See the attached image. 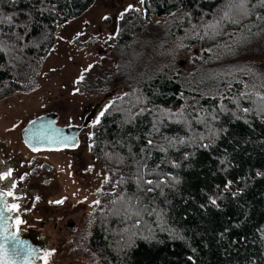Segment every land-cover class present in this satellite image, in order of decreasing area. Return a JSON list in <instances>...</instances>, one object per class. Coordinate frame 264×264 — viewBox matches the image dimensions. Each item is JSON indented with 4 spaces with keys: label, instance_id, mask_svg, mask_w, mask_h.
Here are the masks:
<instances>
[{
    "label": "trees",
    "instance_id": "obj_1",
    "mask_svg": "<svg viewBox=\"0 0 264 264\" xmlns=\"http://www.w3.org/2000/svg\"><path fill=\"white\" fill-rule=\"evenodd\" d=\"M91 2L0 0V98L33 85L58 25ZM226 2L145 0L141 12L119 19L114 72L93 62V77L78 84L122 89L106 98L101 111L112 107L100 123H90V151L109 182L96 189L100 205L70 240L72 250L93 256L90 264H264V93L241 71L201 69L223 53L218 45L255 29L264 8L251 0L241 24L203 36L202 25ZM140 164L145 180L164 185L139 189ZM121 195L135 205L129 215L126 204H110Z\"/></svg>",
    "mask_w": 264,
    "mask_h": 264
},
{
    "label": "rangeland",
    "instance_id": "obj_2",
    "mask_svg": "<svg viewBox=\"0 0 264 264\" xmlns=\"http://www.w3.org/2000/svg\"><path fill=\"white\" fill-rule=\"evenodd\" d=\"M129 5L142 11L140 0H92L82 12L60 23L33 85L0 98V161L5 168L8 166L13 170L12 177L17 185L13 192L20 202L23 225L41 228L54 241L48 250L52 253L47 258L48 264H90L93 260L91 255L72 250L70 240L87 218L105 171L89 150L91 122L79 132L81 138L76 147L37 151L30 150L22 142L19 129L36 114L52 110L57 112L58 124L80 122L85 109L98 101L103 92L79 88L75 81L82 72L84 76L93 77V69L84 70L101 60L106 63L108 72H114L116 59L110 44L117 32L120 14ZM105 16L107 20L103 19ZM262 26L264 21H260L251 32L229 41L232 43L243 38L233 45L230 54L208 58L201 68L202 73L207 71L213 75L221 67L229 72L241 71L255 85L252 90L264 93ZM182 66L188 69V61ZM77 88L79 92L75 91ZM115 88L117 91L113 95L122 91L120 86ZM21 176H24L23 180ZM9 187L12 188V182ZM22 187L27 190H21ZM61 199L64 200L62 204L54 203ZM71 221L72 224L68 225Z\"/></svg>",
    "mask_w": 264,
    "mask_h": 264
},
{
    "label": "snow or ice",
    "instance_id": "obj_3",
    "mask_svg": "<svg viewBox=\"0 0 264 264\" xmlns=\"http://www.w3.org/2000/svg\"><path fill=\"white\" fill-rule=\"evenodd\" d=\"M140 3L143 5L145 0H140ZM251 0H227L226 4L223 5L217 11V15L214 17L213 21H209L206 24L202 25L205 29L203 36L208 37L209 39H215L217 36L224 35V25L232 24L237 25L241 24L244 19H246L249 15H251V7H250ZM257 5L261 8H264V0H257ZM129 11H139V9L134 8V6L129 5L124 12H122L121 18L129 12ZM103 19L107 20L108 17H103ZM257 19L264 21V15L257 17ZM197 26L193 25L195 29ZM264 27V26H262ZM248 31L251 32V28H248ZM79 35V34H78ZM200 36V33H197ZM234 35V34H229ZM203 36L201 38H203ZM243 38H237L233 40L232 43L225 42L223 45H218L217 47L223 50V54H230L233 51V45L241 42ZM3 42L0 41V44ZM206 51L212 52V49H207ZM221 53H217L219 55ZM92 65H89L87 69L84 71L90 70ZM84 79V73L82 72L80 77L75 81V83L79 84ZM79 92L77 88L75 90ZM244 95V93H241ZM261 103H264V97L261 98ZM112 107L111 105H106L105 110L101 111L99 115L92 121V126L95 127L100 123V117L105 116L108 109ZM144 109H141L143 112ZM249 109L245 108L244 112H248ZM264 111V109H262ZM33 125V129L30 132L29 139L30 141L34 142V144H47V145H57L59 147H76L77 141L74 136L65 135L63 132L55 128L52 122H48L46 124H39L37 125L36 121L31 122ZM87 126V125H85ZM155 128V125H154ZM25 133L29 134V130L25 129ZM91 138V136H90ZM167 139V138H166ZM171 143V141H169ZM151 145V141L148 142ZM179 143H183V141H179ZM93 146L89 145V150H91ZM159 147V146H155ZM204 147H209V145H204ZM38 149L35 146H32V151H37ZM146 168V165L140 164L137 169V187L142 189L143 192L150 193L154 190V188H160L164 185L165 181L162 180H152L144 179V173L140 171V168ZM13 170L8 169L7 171L0 172V182L12 177ZM21 180L24 179V176L20 177ZM109 182V177L105 176L103 183L107 184ZM123 178L116 181V185L118 186L122 184ZM147 185V187H145ZM16 181H12V189L16 188ZM2 187V185H0ZM227 187V185H226ZM100 192V189H97V193ZM105 195H111L109 193H105ZM8 197H12L15 201L18 199L14 195L12 190L2 191L0 190V264H31L32 259L37 256L39 249L31 245L27 240H24L20 236V226L25 223L19 215L13 218L11 215H6V213H13L19 211V204L18 203H8ZM39 199V197H37ZM133 200H139L138 196H133ZM64 202L63 199L55 201L56 204H62ZM101 201L95 200L93 201L94 206L100 205ZM126 204L127 206L122 209L125 215H129V209L135 207L131 203L130 200L126 196H119L117 200L110 201V204ZM213 205L217 203L215 199L211 201ZM149 209H145L148 211ZM113 214H116V211L113 210ZM140 210L138 209L133 215L139 216ZM131 218V215L130 217ZM11 221V223H9ZM52 253L49 251H45L43 253L42 259L44 260V264H47V258Z\"/></svg>",
    "mask_w": 264,
    "mask_h": 264
},
{
    "label": "water",
    "instance_id": "obj_4",
    "mask_svg": "<svg viewBox=\"0 0 264 264\" xmlns=\"http://www.w3.org/2000/svg\"><path fill=\"white\" fill-rule=\"evenodd\" d=\"M116 91L117 90L114 87L110 91L103 93L101 98L93 104L92 110L86 115H84L83 119L77 124L75 123L58 124L56 122L57 112L53 110L36 114L35 116L31 117L26 122H24L22 126L20 127L19 132H20L21 140L31 150H32V146H35L37 149L39 148H60L57 145L34 144V142L30 141L29 135H30L31 130L33 129V125L31 122L36 121L37 125L52 122L53 126L55 128L60 129L63 132V134L74 136L78 143V141L81 138L79 136V132L82 129H85L87 127L85 125H87L88 122L92 118H94V116L97 114V111L104 103L105 99ZM25 129L29 130V134L25 133ZM0 185H2V187H0V190L7 191V180L0 182ZM6 199L9 204L13 203V199L11 197H8ZM0 207H2V205H0ZM15 214L16 212L6 213V215H11L12 217H14ZM9 223H11V221H9ZM71 224H72V221L69 222V225ZM20 236L22 239L27 240L31 245L39 249L37 256L32 259L31 264H44L43 259H42L43 253L45 251H48L53 246L54 241L49 240L46 234H44L43 232H41L40 230L34 227L20 228Z\"/></svg>",
    "mask_w": 264,
    "mask_h": 264
},
{
    "label": "flooded vegetation",
    "instance_id": "obj_5",
    "mask_svg": "<svg viewBox=\"0 0 264 264\" xmlns=\"http://www.w3.org/2000/svg\"><path fill=\"white\" fill-rule=\"evenodd\" d=\"M92 107H93V104L92 105H90V106H88L86 109H85V112H84V115H86L87 113H89L91 110H92ZM100 109V108H99ZM84 115L82 116V118H81V120L83 119V117H84ZM96 117V115L94 116V118ZM94 118H92L89 122H88V124H87V126L89 125V123L90 122H92L93 120H94ZM80 120V121H81ZM87 128V127H86ZM20 133V132H19ZM81 137V136H80ZM23 142V141H22ZM61 148V147H60ZM39 149H50V148H39ZM38 149V150H39ZM31 150V149H30ZM3 161H0V172H4V171H7L8 169H10V167H8V166H6V168H5V164L4 163H2ZM38 172H40V171H38ZM7 180V190H12V191H14V189H12L11 187H9L10 186V182H12L13 180H14V178L13 177H10V178H8V179H6ZM16 180V179H15ZM20 183H22V182H19L18 184H20ZM21 190H24V191H26L27 190V188L26 187H22V189ZM17 197V196H16ZM12 198V197H11ZM13 199V198H12ZM13 202H15V203H20V202H18V199H16L15 201L13 200ZM20 208H19V211L18 212H16V214H15V216L13 217V218H15L17 215H19L20 216ZM68 225H69V222L67 223ZM26 227H34V228H37L38 230H40L41 232H43L44 234H46L41 228H39V227H35V226H24L23 224L20 226V228H26ZM46 236L48 237V239L49 240H52L47 234H46ZM43 262H44V260H43ZM48 264V263H47Z\"/></svg>",
    "mask_w": 264,
    "mask_h": 264
}]
</instances>
